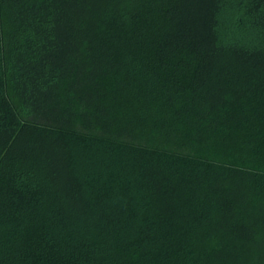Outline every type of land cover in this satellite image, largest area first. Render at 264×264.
I'll list each match as a JSON object with an SVG mask.
<instances>
[{"label":"trees","instance_id":"1","mask_svg":"<svg viewBox=\"0 0 264 264\" xmlns=\"http://www.w3.org/2000/svg\"><path fill=\"white\" fill-rule=\"evenodd\" d=\"M0 264H264V0H0Z\"/></svg>","mask_w":264,"mask_h":264}]
</instances>
